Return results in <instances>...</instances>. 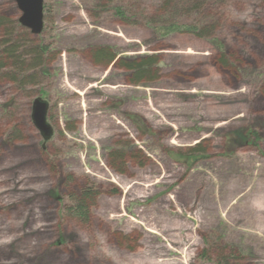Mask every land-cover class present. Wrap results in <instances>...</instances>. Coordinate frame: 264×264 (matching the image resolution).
Listing matches in <instances>:
<instances>
[{
    "label": "rangeland",
    "instance_id": "374dc122",
    "mask_svg": "<svg viewBox=\"0 0 264 264\" xmlns=\"http://www.w3.org/2000/svg\"><path fill=\"white\" fill-rule=\"evenodd\" d=\"M42 10L39 35L18 31L46 46L43 72L17 84L0 71V264H219L230 248L229 264H264V0H43ZM0 14L20 11L0 0ZM160 20L211 31L162 36ZM99 48L113 58L95 61ZM150 54L158 76L132 82L122 63ZM37 98L47 139L31 117ZM235 130L257 137L234 146ZM196 145L190 165L173 156ZM86 183L83 222L66 208Z\"/></svg>",
    "mask_w": 264,
    "mask_h": 264
},
{
    "label": "trees",
    "instance_id": "16d2710c",
    "mask_svg": "<svg viewBox=\"0 0 264 264\" xmlns=\"http://www.w3.org/2000/svg\"><path fill=\"white\" fill-rule=\"evenodd\" d=\"M184 1L185 0H182L183 3ZM196 2H192V4L194 3V9L203 4V2L201 4H197ZM114 10H116V12L122 17V12L118 6L114 7ZM167 22L169 23L168 25L163 23L161 20L159 23L157 22V27L155 29L158 30V33L162 36L173 32H188L196 37L208 39V34L211 31L209 28L207 29V26L203 25L202 28L201 25H197L195 23L178 24L173 21ZM18 28H21V26L17 19L12 21L10 18L0 14V71L5 72V78L8 79V81L23 84L25 80L29 78V73H31L29 76L32 78V76L35 75L32 73L37 72L36 69L43 72L44 69L40 68V62L42 60V55L46 52V46L43 45L42 42L34 44L33 41L31 42L21 38ZM210 40H212L216 48H221L220 43L215 39ZM218 50L220 51V49ZM112 58L113 54L109 53L107 49L99 48L95 50V57L93 59L95 61H100L101 59L109 61ZM157 58V56L150 54L141 59L133 58V60L128 62H123V65L121 66L132 72V82H140L143 79L150 80L158 76V70L156 68V66H158ZM221 63L225 64L224 60H222ZM30 81H32V79H30ZM130 119L140 131L145 132V129L141 124L142 121L139 122V120L133 117H130ZM227 136L228 142H231L230 144L234 143V146L235 144L236 146L241 145L242 142H249V137L253 139L257 137L252 130L249 132L247 131V135H244L241 130H235L227 133ZM201 150V146L196 145L189 149V152H191L190 155L183 156V154L179 155L178 153V155L173 156L177 160H187V164L190 165L192 164V161L202 158ZM113 152V156L116 158V161H121L124 158V152L119 150H114ZM94 193L95 192L91 185L88 183L84 184L79 192L69 195L70 206L66 208L67 212L80 221L86 222L88 220L89 205L92 202ZM222 248L227 249L226 246H223ZM230 249L229 256L221 257L219 259V264H229V258L234 257L232 248Z\"/></svg>",
    "mask_w": 264,
    "mask_h": 264
},
{
    "label": "water",
    "instance_id": "95a60500",
    "mask_svg": "<svg viewBox=\"0 0 264 264\" xmlns=\"http://www.w3.org/2000/svg\"><path fill=\"white\" fill-rule=\"evenodd\" d=\"M20 11L19 24L28 29L31 34L39 35L43 28V0H14ZM47 104L40 98L33 101L32 121L45 139L51 135V126L46 120Z\"/></svg>",
    "mask_w": 264,
    "mask_h": 264
}]
</instances>
